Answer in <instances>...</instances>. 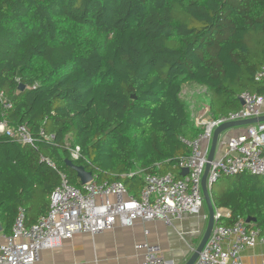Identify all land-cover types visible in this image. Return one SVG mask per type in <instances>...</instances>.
I'll return each mask as SVG.
<instances>
[{
  "label": "trees",
  "instance_id": "obj_1",
  "mask_svg": "<svg viewBox=\"0 0 264 264\" xmlns=\"http://www.w3.org/2000/svg\"><path fill=\"white\" fill-rule=\"evenodd\" d=\"M262 66L264 0H0V90L12 100L0 120L26 125L35 146L0 134L1 233L19 207L28 226L48 212L57 170L80 186L68 138L80 148L74 164L135 197L142 173L183 177L177 163L199 133L183 89L204 88L216 118L241 108L242 92H264ZM219 179L210 197L230 215L216 224L250 217L264 232V179Z\"/></svg>",
  "mask_w": 264,
  "mask_h": 264
},
{
  "label": "built area",
  "instance_id": "obj_2",
  "mask_svg": "<svg viewBox=\"0 0 264 264\" xmlns=\"http://www.w3.org/2000/svg\"><path fill=\"white\" fill-rule=\"evenodd\" d=\"M254 80L264 83V66L257 70ZM240 99L243 101L241 108L225 115L216 118L202 115L193 118L192 115L199 133L193 140L186 141L190 152L177 163L178 168L187 169V174L175 178L172 173H142L143 187L138 197L129 194L116 181L96 183L92 180L74 186L69 183L65 172L57 170L59 184L50 194L48 212L28 226L24 208L19 207L11 234L0 233V264H34L42 250L53 249L76 233L93 235L112 230L117 225L130 227L135 220L160 219L165 224H171L173 219L184 214L199 213L204 205L201 176L214 129L224 122L256 118L263 114L264 92L244 91ZM0 107L2 116L12 107L11 98L3 90H0ZM244 127V132L238 134L230 130L225 135L219 134L217 145L223 153L209 162L206 178L209 188L223 176L248 173L264 179V121ZM0 134L35 148L32 134L24 124L9 127L3 118L0 120ZM38 134L47 143H53L55 139V134L43 127ZM67 149L69 159L80 157L79 146ZM40 161L56 169L48 157L41 155ZM229 215L227 209L214 207V226L193 264H243L241 252L264 243V232L243 218H237L230 225L216 224L220 217ZM135 247L143 250L142 264H171L155 247L145 242ZM259 264H264V259Z\"/></svg>",
  "mask_w": 264,
  "mask_h": 264
},
{
  "label": "crops",
  "instance_id": "obj_3",
  "mask_svg": "<svg viewBox=\"0 0 264 264\" xmlns=\"http://www.w3.org/2000/svg\"><path fill=\"white\" fill-rule=\"evenodd\" d=\"M191 107L194 109L193 118L207 114L211 118L207 106L195 103ZM262 109L264 115V105ZM243 130L236 128L230 131L238 134ZM222 153L223 149L217 145L214 158ZM207 220L208 211L203 205L199 213L184 214L173 219L171 224L160 219L135 220L130 227L117 225L112 230L93 235L76 233L72 238L61 241L59 246L42 250L34 264H142L143 250L135 246L143 242L155 247L169 263L184 264L199 243ZM263 259L264 243L241 252L243 264H259Z\"/></svg>",
  "mask_w": 264,
  "mask_h": 264
},
{
  "label": "water",
  "instance_id": "obj_4",
  "mask_svg": "<svg viewBox=\"0 0 264 264\" xmlns=\"http://www.w3.org/2000/svg\"><path fill=\"white\" fill-rule=\"evenodd\" d=\"M23 89H24V86L22 84H20L18 86V90L22 91ZM240 102L243 105V101L241 99H240ZM261 121H264V115L256 117V118H249V119H243V120L224 122L214 129L213 134H212V138H211L209 152L207 154V163L205 164V168H204L203 174L201 176V182H200L201 192H202V195L204 198V205L206 206V209L208 211V220H207L206 228L204 230V233H203L199 243L193 249L191 255L188 257V259L185 261L184 264H193L196 261L200 251L202 250L203 246L207 242L208 237H209L211 230H212L214 223H215V219L213 216L214 205H213L211 197H210L209 186L207 185L206 178H207V173H208V169L210 166L209 162L214 158V152H215V148L217 146V140H218L219 134L221 132L227 130V129H230V128L246 126V125L254 124L257 122H261ZM65 164H66V166H68L69 168H71L72 170L75 171L76 176H77L80 184H85V183L93 180L92 173L90 171H87L82 165L74 164L73 161L69 158L65 159ZM181 174H182V176L186 175L187 169H182ZM245 221L247 223H251L254 221V219L248 217V218H246ZM1 230H2V227L0 224V233H1Z\"/></svg>",
  "mask_w": 264,
  "mask_h": 264
},
{
  "label": "rangeland",
  "instance_id": "obj_5",
  "mask_svg": "<svg viewBox=\"0 0 264 264\" xmlns=\"http://www.w3.org/2000/svg\"><path fill=\"white\" fill-rule=\"evenodd\" d=\"M204 91V88L202 87H198V86H188V87H185L182 91V97L186 100V102L190 105V111H191V114L194 112V109L193 107H191L192 104H202V102L199 100V96L203 93ZM209 115L207 114V116H205V118H208ZM236 128H241L245 130V127L244 126H240V127H234V128H230V129H227L223 132H227L228 130H231V129H236ZM244 130L242 132H244ZM67 146L68 147H71L70 146V140L68 138L67 140ZM217 150V149H216ZM236 176H223L219 179V181L217 183H221V184H224V183H227L228 181H231L233 179H235Z\"/></svg>",
  "mask_w": 264,
  "mask_h": 264
}]
</instances>
